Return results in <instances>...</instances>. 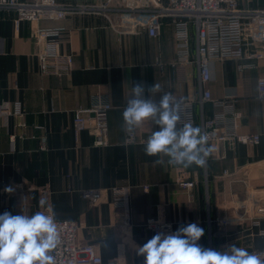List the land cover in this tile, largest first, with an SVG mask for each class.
Returning <instances> with one entry per match:
<instances>
[{
    "label": "crops",
    "instance_id": "0c3cea01",
    "mask_svg": "<svg viewBox=\"0 0 264 264\" xmlns=\"http://www.w3.org/2000/svg\"><path fill=\"white\" fill-rule=\"evenodd\" d=\"M34 25L61 30V51L74 57L68 74L41 71L39 45L31 36ZM191 35V54L181 58L174 28L167 21L153 37L145 30L121 33L97 14L32 23L17 22L14 12H1L0 105L20 102L23 115L0 116V214L32 215L51 208L56 218L74 219L80 226L79 243L94 244L104 264L113 259L143 264L136 247L153 237L142 225L149 216L170 222L175 229L198 224L205 231L199 241L205 248L224 251L235 244L250 253L261 248L264 217L260 225L252 219L264 210V97L257 88L264 58L243 71L237 68L238 59H214L208 83L215 98L237 95L239 130L259 133V143L208 141L212 151L206 164L185 169L170 166L166 157L163 164H156L158 157L145 154L144 142L156 130L150 122L127 142L122 113L134 82L145 85L146 96L148 87L157 83L164 91L193 100V125L201 130L204 118L224 111L212 102L200 103L193 27ZM96 93L107 95L113 106L106 146L93 144L90 128L78 137L74 131L75 109L89 106ZM152 98L158 101L159 94ZM43 137L46 149H41ZM184 180L192 185H181ZM6 186L14 187V192L6 194ZM115 186L129 187L131 227L125 232L120 227L123 212L111 203L109 190ZM83 188L103 189L104 197L91 204L82 197ZM222 218L229 223L223 224Z\"/></svg>",
    "mask_w": 264,
    "mask_h": 264
},
{
    "label": "built area",
    "instance_id": "2783aa9c",
    "mask_svg": "<svg viewBox=\"0 0 264 264\" xmlns=\"http://www.w3.org/2000/svg\"><path fill=\"white\" fill-rule=\"evenodd\" d=\"M14 12L15 20L38 23L43 19L61 20L69 15L97 14L104 16L110 25L124 34H136L143 30L157 37L167 22L174 28L177 55L187 58L191 54V30L195 29L196 64L199 72V86L202 91L200 103L212 102L224 111L204 118L202 132L208 141L216 145L228 141L235 143L257 144L261 135L257 132L239 130L240 112L235 111L236 94L215 98L208 83L212 79V60L238 59L237 68L243 71L252 68L264 58V8L252 4V0H93L61 2L59 0H0V13ZM35 26V25H34ZM58 27L35 26L31 36L39 45L37 52L42 72L53 75L68 74L74 65L72 54L61 51ZM258 94L264 97V75L257 80ZM183 108L182 122L195 123L196 113L193 100L171 91ZM112 103L107 95L96 93L89 106L74 111V131L79 133L87 128L93 130L95 146L108 145V114ZM23 115L20 102L0 105V116ZM135 133H128L127 142L134 141ZM207 141V142H208ZM46 137L42 138L41 149H46ZM227 172V170L225 171ZM188 187L191 181H181ZM146 189L148 185L144 186ZM111 203L123 212L120 227L127 231L131 227L130 198L128 186L110 188ZM81 195L91 204H97L104 197L100 188H83ZM261 208V207H260ZM264 214L254 217L253 224L260 225ZM262 218V219H261ZM61 235V244L54 250L56 264H104L102 256L92 243L81 245L78 240L79 223L74 219L56 218ZM223 224L228 219H219ZM151 221V223H149ZM153 236L158 232L171 233L174 224L162 221L156 216L147 217L142 223ZM262 247L251 253L264 259V228ZM106 264H121L119 259L109 260Z\"/></svg>",
    "mask_w": 264,
    "mask_h": 264
},
{
    "label": "clouds",
    "instance_id": "9594fccd",
    "mask_svg": "<svg viewBox=\"0 0 264 264\" xmlns=\"http://www.w3.org/2000/svg\"><path fill=\"white\" fill-rule=\"evenodd\" d=\"M147 91L146 96L145 85L134 82L122 113L124 130L131 134L150 122L156 130L144 142V152L158 157L154 163L163 164L166 157L170 166L203 167L212 151L207 146V134L191 122H182L183 108L171 92L157 83ZM153 93L159 94L158 101L152 98ZM14 190L12 186L4 188L6 194ZM204 234L196 223L167 234L158 232L136 247L137 255L144 258L143 264H264L259 255L235 244L224 251L205 248L199 244ZM61 242L51 208L32 215H13L9 211L0 214V264H56L53 252Z\"/></svg>",
    "mask_w": 264,
    "mask_h": 264
},
{
    "label": "rangeland",
    "instance_id": "374dc122",
    "mask_svg": "<svg viewBox=\"0 0 264 264\" xmlns=\"http://www.w3.org/2000/svg\"><path fill=\"white\" fill-rule=\"evenodd\" d=\"M252 4L253 5H256V6H261V7L264 8V0H252ZM261 210H263V209H261ZM261 210H260L261 213L258 212V214L256 215V217L259 216V215L264 214V210L263 211H261Z\"/></svg>",
    "mask_w": 264,
    "mask_h": 264
}]
</instances>
